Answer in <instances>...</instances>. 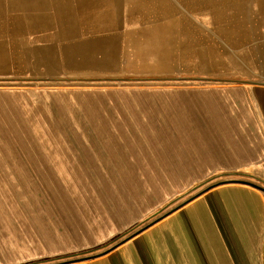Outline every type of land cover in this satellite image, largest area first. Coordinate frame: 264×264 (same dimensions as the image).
I'll use <instances>...</instances> for the list:
<instances>
[{
  "label": "rangeland",
  "instance_id": "1",
  "mask_svg": "<svg viewBox=\"0 0 264 264\" xmlns=\"http://www.w3.org/2000/svg\"><path fill=\"white\" fill-rule=\"evenodd\" d=\"M164 6L171 58L163 71L153 66L142 75L132 66L109 81L0 77V264L213 263L202 227L191 228L187 239L143 235L220 186L245 185L264 196V178L225 172L218 163L206 167L204 152L218 153L223 131L198 107L190 109L191 127L206 138L195 141V176H135L153 160L144 152L166 149V134H181L180 151H191L185 140L191 127L174 131L164 120L168 107L158 106L174 93L210 94L220 104V88L264 91V0H165ZM158 44L149 39L137 52ZM129 166L133 177L123 172ZM162 239L175 260L162 258Z\"/></svg>",
  "mask_w": 264,
  "mask_h": 264
},
{
  "label": "crops",
  "instance_id": "2",
  "mask_svg": "<svg viewBox=\"0 0 264 264\" xmlns=\"http://www.w3.org/2000/svg\"><path fill=\"white\" fill-rule=\"evenodd\" d=\"M164 2L0 0V77L29 82L55 76L60 81L68 76L109 81L116 80L110 78L116 74H128L132 66L138 67L142 75L152 74L153 66H159L158 72L163 71L171 58L165 46ZM154 38L159 43L157 49H148L143 55L137 52L140 45L145 48V43ZM179 92L169 97L170 103L158 105L168 107L163 116L174 131L176 128L186 133L196 124L190 112L194 107L203 110L211 123L222 127L218 153L204 152L206 167L218 163L225 172L264 178V91L220 88V104L210 94ZM155 118L156 114L151 113L149 120ZM165 137L166 149L157 146L144 152L153 160L140 167L136 177L195 176V141L206 138L199 126L191 127L185 139L191 148L186 156L180 151L179 143L184 140L181 134ZM110 154L117 156L118 149ZM129 167L123 171L129 172L125 177H133L135 170ZM148 171L151 174H141ZM195 225L204 228V251L216 254L215 261L209 264H264V196L259 191L235 184L214 188L159 221L143 237L153 231L156 235L167 232L169 236L176 238L179 234L187 239L195 234L191 231ZM161 244L166 250L162 258L175 260V252L165 246L169 245L166 240L162 239ZM231 251L236 255L229 254Z\"/></svg>",
  "mask_w": 264,
  "mask_h": 264
}]
</instances>
